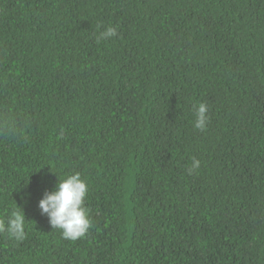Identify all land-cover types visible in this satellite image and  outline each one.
I'll list each match as a JSON object with an SVG mask.
<instances>
[{
  "label": "trees",
  "instance_id": "1",
  "mask_svg": "<svg viewBox=\"0 0 264 264\" xmlns=\"http://www.w3.org/2000/svg\"><path fill=\"white\" fill-rule=\"evenodd\" d=\"M76 172L71 241L38 204ZM16 204L0 264H264V0H0V219Z\"/></svg>",
  "mask_w": 264,
  "mask_h": 264
},
{
  "label": "clouds",
  "instance_id": "2",
  "mask_svg": "<svg viewBox=\"0 0 264 264\" xmlns=\"http://www.w3.org/2000/svg\"><path fill=\"white\" fill-rule=\"evenodd\" d=\"M117 36L118 28L109 25L98 33L96 39L99 43ZM193 112L195 116L194 128L206 131L209 123L208 105L204 102L194 104ZM164 116H170L169 111ZM200 167L201 161L193 157L187 172L189 175L195 174ZM87 192V183L81 178L80 173L76 172L59 181L54 190L46 191L39 201L38 207L41 214L47 215L53 229L61 230L64 239L75 241L78 238H83L92 227L88 209L85 207ZM25 221L23 209L16 204L6 221L0 219V233L6 232L10 238L23 241L26 238ZM256 231L258 230L252 233L255 235ZM142 237L138 236V239L141 240Z\"/></svg>",
  "mask_w": 264,
  "mask_h": 264
}]
</instances>
